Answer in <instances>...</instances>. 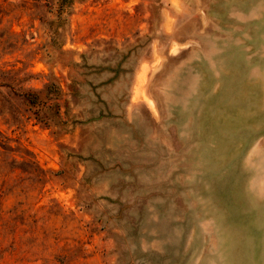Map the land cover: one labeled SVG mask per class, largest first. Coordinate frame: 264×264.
<instances>
[{
  "label": "rangeland",
  "instance_id": "obj_1",
  "mask_svg": "<svg viewBox=\"0 0 264 264\" xmlns=\"http://www.w3.org/2000/svg\"><path fill=\"white\" fill-rule=\"evenodd\" d=\"M0 264H264V0H0Z\"/></svg>",
  "mask_w": 264,
  "mask_h": 264
},
{
  "label": "trees",
  "instance_id": "obj_2",
  "mask_svg": "<svg viewBox=\"0 0 264 264\" xmlns=\"http://www.w3.org/2000/svg\"><path fill=\"white\" fill-rule=\"evenodd\" d=\"M62 92L60 84L49 82L42 93L24 92L19 95L30 107L37 108L39 113L46 115L48 111H54V116L59 118L60 109L56 101L60 98ZM46 101L53 102V104H47Z\"/></svg>",
  "mask_w": 264,
  "mask_h": 264
}]
</instances>
